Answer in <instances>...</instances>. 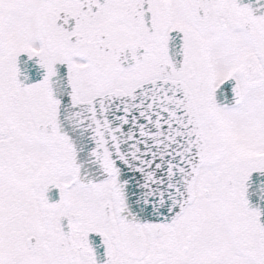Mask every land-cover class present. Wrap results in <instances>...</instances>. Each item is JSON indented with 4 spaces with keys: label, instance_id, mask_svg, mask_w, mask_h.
I'll list each match as a JSON object with an SVG mask.
<instances>
[{
    "label": "snow or ice",
    "instance_id": "snow-or-ice-1",
    "mask_svg": "<svg viewBox=\"0 0 264 264\" xmlns=\"http://www.w3.org/2000/svg\"><path fill=\"white\" fill-rule=\"evenodd\" d=\"M0 264H264V0H0Z\"/></svg>",
    "mask_w": 264,
    "mask_h": 264
}]
</instances>
